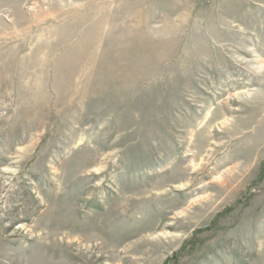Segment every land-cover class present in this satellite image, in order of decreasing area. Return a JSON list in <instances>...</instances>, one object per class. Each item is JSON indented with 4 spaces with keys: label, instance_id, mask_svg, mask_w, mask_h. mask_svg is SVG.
Listing matches in <instances>:
<instances>
[{
    "label": "rangeland",
    "instance_id": "rangeland-1",
    "mask_svg": "<svg viewBox=\"0 0 264 264\" xmlns=\"http://www.w3.org/2000/svg\"><path fill=\"white\" fill-rule=\"evenodd\" d=\"M0 264H264V0H0Z\"/></svg>",
    "mask_w": 264,
    "mask_h": 264
}]
</instances>
